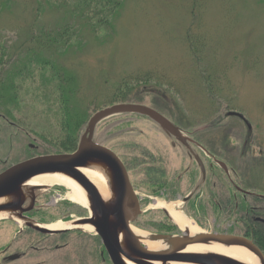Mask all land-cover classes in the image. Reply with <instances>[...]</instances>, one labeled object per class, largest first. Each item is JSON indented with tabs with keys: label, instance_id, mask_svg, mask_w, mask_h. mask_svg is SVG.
<instances>
[{
	"label": "rangeland",
	"instance_id": "obj_1",
	"mask_svg": "<svg viewBox=\"0 0 264 264\" xmlns=\"http://www.w3.org/2000/svg\"><path fill=\"white\" fill-rule=\"evenodd\" d=\"M4 1L6 4L0 7V43L8 56L3 53L2 76L15 55H24V41H37L34 29L39 27H27L31 0ZM120 1L110 24L106 22L108 10L97 8L91 14V24H81L72 35V45L59 48L55 54L53 44L54 65L64 75L68 72L74 96L67 97L68 83L63 88L57 84L49 64L42 69L30 61L31 66L26 67L30 72L16 80V100L9 99L11 104L0 106V154L7 158V165L36 155L71 153L60 145L71 130L65 124L67 103L72 113L86 118L112 104L135 102L196 130L206 128L203 123L208 120H218L216 125H221L211 132L217 147L230 142L236 152L226 156L230 163L237 171H249V176L257 177L260 169L264 184V0ZM48 13L40 25L56 27L52 32L55 35L63 27L61 13ZM21 64L17 62L18 68H23ZM230 110L241 113L250 129L233 115L227 116ZM125 121L133 123L127 124L131 134L124 135L121 147L123 142L132 144L136 153L142 151L148 157L155 149L164 148V140L152 130L153 125L137 116L114 115L102 120L95 130V140L115 153V122L121 126ZM82 130L83 126L79 134ZM30 144L35 148L30 149ZM134 160L137 165L138 156ZM66 192V187L54 185L38 193H48L49 197L47 201L46 195L40 198L45 206L37 218L43 220L39 223L70 219L64 204L70 203ZM52 199L57 202L50 206ZM76 208L82 209L80 205ZM50 218L53 221L44 220ZM146 219L139 227L146 225ZM13 230L11 224L0 226V239L5 237L9 242ZM72 232L41 239L39 246L44 250L65 242L69 245L41 250L40 264H101L98 254L94 262L87 253L85 259L82 242ZM23 237L17 238L19 244ZM88 241L95 248L94 241ZM255 246L264 252L263 247ZM102 264H111L105 252Z\"/></svg>",
	"mask_w": 264,
	"mask_h": 264
},
{
	"label": "flooded vegetation",
	"instance_id": "obj_2",
	"mask_svg": "<svg viewBox=\"0 0 264 264\" xmlns=\"http://www.w3.org/2000/svg\"><path fill=\"white\" fill-rule=\"evenodd\" d=\"M230 112L234 113L230 114ZM226 114L227 116L233 115L243 121L250 129V124L241 113L230 110ZM168 119L180 128L184 135L181 137L168 136L150 121H147L153 125L152 130L159 134L161 140H164L161 141L164 148L155 149L152 157H148V154L145 155L142 151L136 153V147L132 144L130 145L133 147L123 142L124 145L121 147L120 142L123 141L124 135L131 134V131L127 129V124L133 123V121L121 122L123 123L121 126L115 122V154L126 170L139 208L144 209L133 224L139 227L145 217L147 218L146 225L143 227L145 230L167 235L180 234V231L169 220V211L166 206L172 205L174 209L180 210L183 216L199 226L204 231L203 233L238 235L259 245V233L264 229V184L260 169H258L257 177L249 176V171L242 170L240 172L235 169L226 158L227 155H236L231 143L224 142L223 150L222 147H217L215 137L212 136L211 132L216 130L217 125H221L220 123L216 125L218 120H208L203 123L206 128L196 130L192 129V126L186 127L181 122ZM29 148L34 149L35 146L30 144ZM122 148L124 151H121ZM125 149H129V151L125 152ZM137 156L139 162L136 165L134 157ZM3 157L5 155L0 154V173L10 167L7 165V158L2 159ZM217 161L225 165L227 172L217 164ZM16 163L19 161L10 165ZM45 195L47 201L48 193ZM45 195L35 194L32 207L21 212L23 220L28 222L43 221L37 218H40L39 215L42 214L41 207L45 206L44 202H40V198ZM52 201L50 206L57 202L56 199H52ZM156 203L163 205L157 207ZM64 204L68 206L67 213L70 217V219L66 217L64 221H72L76 224L78 222L81 225L88 224L87 220L90 218L88 207L80 205L82 209L76 208L79 204L72 201L70 203L65 201ZM28 205L29 202L26 201L21 208L24 209ZM72 207L76 209V212ZM153 213L157 215L152 216ZM44 220L53 221L52 218ZM4 223L11 224L14 230L9 236V242H5V237L0 239V264H40L42 261L38 259L41 250L42 252L50 249L56 250L60 246L69 245L68 242H65L44 250L39 246L41 239L57 234L64 235L72 230H75L72 233H76V239L82 242L85 259H87V253L88 258L90 257V260L94 262L98 254L102 264L103 254L106 253L101 238L96 235L93 229L72 228L64 233L48 234L6 218L0 220V226ZM170 226L175 228H170ZM31 234L35 238L30 239ZM20 235L24 237L19 244L20 239L17 238ZM87 235L94 238H87ZM90 239L96 244L95 248L88 241ZM88 243L91 244V250ZM259 247L262 250V246L259 245ZM90 251H93L94 254ZM79 263L82 261L80 260Z\"/></svg>",
	"mask_w": 264,
	"mask_h": 264
},
{
	"label": "water",
	"instance_id": "obj_3",
	"mask_svg": "<svg viewBox=\"0 0 264 264\" xmlns=\"http://www.w3.org/2000/svg\"><path fill=\"white\" fill-rule=\"evenodd\" d=\"M128 113L147 117L169 136L182 135L178 127L147 105L116 103L106 106L90 116L73 152L35 156L0 173V215L20 219L40 232H64L66 229H47L21 218V212L32 207L36 191L46 188L26 185L29 180L37 175L57 173L74 180L86 193L90 211L87 223L102 239L112 264H244L219 253L187 251L186 247L194 243L242 246L255 256L259 264H264L262 252L250 240L238 235L202 233L190 236L186 231L177 236L158 235L169 239L168 247L160 250L149 249L141 242L130 224L141 211L125 168L111 149L93 140L99 122L110 116ZM218 164L226 170L223 163ZM85 167H96L105 174L108 199H104L97 187L80 171ZM26 201L29 205L22 209Z\"/></svg>",
	"mask_w": 264,
	"mask_h": 264
},
{
	"label": "trees",
	"instance_id": "obj_4",
	"mask_svg": "<svg viewBox=\"0 0 264 264\" xmlns=\"http://www.w3.org/2000/svg\"><path fill=\"white\" fill-rule=\"evenodd\" d=\"M120 0H103V3H100V0H31L30 5L27 8H31V22H27L29 24L27 27H37L35 28V39L34 40H25L24 41V47L27 49L24 50V55L19 56L15 55L14 59H12L10 64L8 65V68L6 70H3L4 74L3 76L2 71L0 73V106L11 104L12 102L10 100H16L17 93H16V86L15 82L19 78H25V74L30 72V70L26 69V67L31 66L30 61H35L40 67L43 69L44 66L50 65V74L54 79L57 80V84L65 87L67 84V90L66 93L68 94L67 97L74 96V83L70 81V76H68V72L59 71V69L54 65L55 61L52 56H55L56 52L59 48H64L66 45H72L73 43H69L71 40L72 35H75L77 30H80L81 24H91L92 22V15L95 14L97 8H103L104 10H108V15L110 14V17L107 18L106 22L107 24H110L111 18L115 14V7L120 5ZM6 1L0 0V7L5 5ZM100 5V6H99ZM25 8V7H24ZM57 10L59 13H61L62 21L61 27L59 31H56V37L52 34L56 30V27H49V28H43L40 25V21L42 22L43 16L46 14L48 16V11ZM112 15V16H111ZM106 19V17H105ZM99 23V22H98ZM100 24V23H99ZM98 30H95L97 33ZM71 33L70 35H68ZM31 37V36H30ZM37 44V45H36ZM53 44H55V54L52 49ZM5 51V46L0 43V70L3 69V66H1L2 63V56ZM15 51H17V48H15ZM6 56H8V53H5ZM12 55V54H11ZM11 55L9 56L11 58ZM19 57V58H18ZM13 58V56H12ZM30 58H34L30 60ZM18 64L22 62L23 68H18ZM29 62V64H27ZM8 64V61H7ZM7 66V65H5ZM47 68V67H45ZM23 72V74L21 73ZM19 74V75H18ZM24 75V76H23ZM61 75H64L66 78L62 79L63 77ZM120 99H123L124 97H120ZM117 100V99H116ZM69 101V99H68ZM72 104V101H69ZM66 110L64 113H66V127L71 128L70 131H67L66 135L62 137L63 143H60L62 146L61 149H63L66 152H72L77 145L78 142V135L79 132L82 129V126L85 125L86 121L88 120L89 116L84 118L83 116L79 115V113L75 114L72 113L71 110L68 108L70 107V104L67 103ZM123 116H129L134 117L136 115L134 114H126ZM140 117V116H137ZM141 118V117H140ZM143 118V117H142ZM77 121L79 122L78 124ZM83 122L81 128L77 131L80 124ZM76 124V125H75ZM115 127V126H114ZM114 130V129H113ZM77 131V132H76ZM65 137H68V141L65 140ZM170 228H175L170 226ZM260 239H259V245H261L264 248V229L260 231L259 233Z\"/></svg>",
	"mask_w": 264,
	"mask_h": 264
},
{
	"label": "bare ground",
	"instance_id": "obj_5",
	"mask_svg": "<svg viewBox=\"0 0 264 264\" xmlns=\"http://www.w3.org/2000/svg\"><path fill=\"white\" fill-rule=\"evenodd\" d=\"M80 171L97 187L99 193L104 199L109 198V191L107 184L105 183L106 177L105 174L101 169H97L96 167H85L80 168ZM29 186L36 185V186H54V185H62L67 188L66 198L73 203H77L82 206H87L88 202L86 199V195L83 189L71 178L66 177L62 174H43L37 175L29 180L26 184ZM162 203H156L155 206L161 207ZM169 211V216L172 222L182 231L188 232L190 236L196 234H202V229L195 225L190 219L186 218L182 215L180 210L174 209L172 205L166 206ZM0 215V219H1ZM18 223V222H17ZM9 224V223H4ZM20 224V223H18ZM10 225V224H9ZM49 229L61 230V229H72V228H80L91 230L92 227L88 224H77L72 221H62L57 220L50 224L45 225ZM133 231L138 237H140L141 242L149 249H166L168 247L169 239L161 238L158 235L148 234L146 231L138 230L134 227ZM187 251L191 252H213L219 253L222 255L229 256L234 258L244 264H259V261L255 258V256L245 249L242 246H231L226 247L220 244L211 243V244H201V243H194L190 244L186 247ZM127 264H132L127 262ZM171 264H190V263H180V262H172Z\"/></svg>",
	"mask_w": 264,
	"mask_h": 264
}]
</instances>
